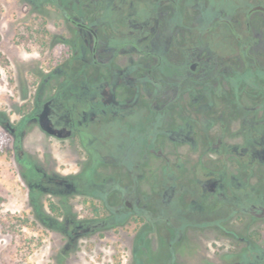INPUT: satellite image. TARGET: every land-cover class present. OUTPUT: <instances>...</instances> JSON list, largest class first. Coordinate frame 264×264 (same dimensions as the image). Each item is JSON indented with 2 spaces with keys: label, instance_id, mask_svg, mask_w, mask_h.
<instances>
[{
  "label": "flooded vegetation",
  "instance_id": "flooded-vegetation-1",
  "mask_svg": "<svg viewBox=\"0 0 264 264\" xmlns=\"http://www.w3.org/2000/svg\"><path fill=\"white\" fill-rule=\"evenodd\" d=\"M27 1L40 10V0ZM155 4L158 11L166 8L168 13L157 19L153 31L150 21L129 29L122 11L107 14L96 0H47L42 7L61 13L74 29V39L60 37L52 44L44 16L32 17L29 25L41 47L60 45L54 73L65 82L48 83L46 97L41 98L37 89L11 134L19 138L21 130L33 124L49 139L74 141L96 165H105L102 152H109L115 177L96 185L82 173L75 190L81 195L80 210H88L87 222L62 229L64 236L133 225L135 264H158L137 239L151 234L167 242L157 261L174 264V246L181 237L190 231L212 232L233 248L221 257L223 264H264L260 246L264 193L251 184L258 164L264 162V143L257 139L264 115L260 122L254 120L256 111L264 113V0H239L231 10L209 5L208 0H155ZM115 23L126 32L115 35ZM181 29L179 43L173 34ZM110 53L138 59L131 72L119 73L108 59L101 60ZM86 70L94 85L78 84ZM233 77L242 78L240 85L229 84ZM73 80L75 85H67ZM200 116L205 130L215 120L238 121L254 129L245 138L239 133L227 138L226 132L212 136L197 126L195 117ZM231 140L242 143L230 144ZM113 147L124 148L125 153L115 157ZM211 151L223 158L213 167L211 160L206 161ZM194 154L199 160L190 166ZM131 155L133 164L127 159ZM170 155L175 157L171 163L166 159ZM149 157L162 162L155 179L157 192L151 198L141 189ZM242 157H247L246 164ZM228 161L232 165L236 161L238 178L244 175L245 183L225 171ZM44 200L54 219L64 217L60 204ZM257 222L261 225L255 228Z\"/></svg>",
  "mask_w": 264,
  "mask_h": 264
},
{
  "label": "rangeland",
  "instance_id": "rangeland-1",
  "mask_svg": "<svg viewBox=\"0 0 264 264\" xmlns=\"http://www.w3.org/2000/svg\"><path fill=\"white\" fill-rule=\"evenodd\" d=\"M46 1L40 0V10H37L27 0H0V264H135L132 260L136 238L133 225L96 230L86 235L62 234V229L73 228L87 222L85 220L88 210L85 207L84 211L80 210L81 205L78 202L81 200V195L75 190L78 180L85 175L98 185L112 181L115 177L109 165L111 164L109 152L106 149L102 152L105 165H96L95 161L92 163L87 160L74 141L49 139L33 124L24 127L19 138L11 134L12 126H16L22 114L27 113L33 93H36L37 89L40 88L42 98L49 95L46 89L48 83L59 85L65 82L59 73H54V69L58 66L55 64L60 45L43 48L31 34L30 19L44 16L47 20V29L52 34V44L60 37L69 41L74 39V29L64 20L61 13L50 7H42ZM96 1L97 5L103 7L101 10L107 14L122 11L130 23L129 26H132L129 28L131 30L138 24L150 21L149 25L154 31L157 19L164 18L168 13L166 8L158 11L154 7L157 6L155 0ZM208 2L209 5L231 10L233 3L239 0H208ZM113 27H115L113 28L115 35L126 32L124 27L118 26L117 23L113 24ZM182 33L181 29L173 34L179 43ZM156 41L152 44L154 50L158 47ZM167 52L170 53L165 50V53ZM121 56L110 53L105 57L102 56L104 59L100 58L104 61L108 59L119 73L125 69L131 72V66L138 57ZM91 75L89 70H86V77L77 79L78 84L94 85V78ZM130 75L134 78L132 73ZM261 80L264 82V75ZM231 81L228 80L229 84L234 83L238 86L242 78L233 77ZM67 83V85H75V80ZM122 96L121 92L119 97ZM237 111L243 115L241 109ZM263 115V112L256 111L254 120L260 122ZM195 118L197 119L195 121L199 122L197 126L212 136L226 132L227 138H230V134L237 133L245 138V135H249V131L254 129L252 125H242L238 121L228 120L226 124H222V120H215L210 129L205 130L204 119L200 121L201 116ZM263 130L260 129L257 136L261 144L264 143ZM229 143L240 145L242 142L231 140ZM112 149L115 157L125 153L124 148ZM255 149H258L257 153L261 151L258 145ZM100 150H102L101 146ZM198 156L194 154L189 157L190 166L196 164L199 160ZM242 158L246 164L247 157ZM127 159L131 164L134 163L133 155ZM166 159L171 163L175 157L170 155ZM207 160H211L210 166L213 167L217 164V160L223 161V158L220 154L211 151L206 155ZM234 162L233 165L231 161L225 162V171L238 178L241 171L235 168L236 161ZM147 165L141 189L144 196L151 198L157 192L155 179L160 175L162 162L149 157ZM263 165L264 162L258 164L255 176L251 179L256 192L261 194L264 193ZM244 177V175L239 177L237 182L245 183ZM51 186L54 190H51ZM46 197L64 208L65 215L62 219H54L49 214L44 200ZM70 197L74 198L65 203ZM260 225L261 222H257L255 228ZM137 239L139 244L146 248L145 251L160 264L157 260L163 254L167 242L160 235L154 234L146 237L138 236ZM140 240H143L142 244ZM140 245L137 247L138 251L142 249ZM260 246L264 248V232ZM226 250L233 248L224 238L216 237L212 232L190 231L174 246L176 261L174 264H223L221 257L226 254ZM233 255L238 258L239 253Z\"/></svg>",
  "mask_w": 264,
  "mask_h": 264
},
{
  "label": "trees",
  "instance_id": "trees-1",
  "mask_svg": "<svg viewBox=\"0 0 264 264\" xmlns=\"http://www.w3.org/2000/svg\"><path fill=\"white\" fill-rule=\"evenodd\" d=\"M34 20L37 21V20H39V18H35ZM43 24H45L44 20H42V24H40V29L44 32L45 30H44V25Z\"/></svg>",
  "mask_w": 264,
  "mask_h": 264
}]
</instances>
